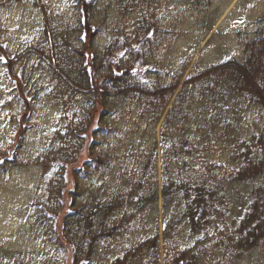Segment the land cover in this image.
Segmentation results:
<instances>
[{
	"label": "trees",
	"instance_id": "16d2710c",
	"mask_svg": "<svg viewBox=\"0 0 264 264\" xmlns=\"http://www.w3.org/2000/svg\"><path fill=\"white\" fill-rule=\"evenodd\" d=\"M158 1L122 0L121 8L125 13L142 3L154 7ZM35 4L46 14V33L52 39L48 55L60 70L54 94L63 111L55 143L48 150V155L61 160L63 169L50 180L48 200L41 209L52 213L47 234L54 243L70 248L72 264H221V259L216 260L219 248L235 258L262 246L264 121L246 139L245 149L236 147V158L243 156V163L229 168L216 157L220 139L218 134L211 136L202 117L195 120L199 134L182 136L177 130H185L187 124L178 125L175 119L181 104L196 96L197 84L210 91L202 99L212 98L214 105H222L227 94H234L257 104L264 119V33L247 43L244 60L230 59L197 72L192 67L186 78L182 74L167 85L148 86L134 80L133 70L154 57L148 47L149 32L158 25L150 14L143 31L124 35L123 47L111 41L99 53L93 45L102 30L95 17V0H75L65 29L51 22L46 5L38 0ZM148 19L152 23L147 24ZM119 48L128 50L127 57H116ZM0 49L6 50L1 24ZM8 68L15 74L12 59ZM26 103L28 108L34 106L29 100ZM218 116L209 127L217 126ZM163 117L159 144L150 129ZM23 162L14 155L0 161V168ZM69 168L72 185L66 176ZM99 171L105 177L97 184ZM257 177L262 179L252 191L248 210L239 225L228 230L229 185ZM161 196L166 218L163 250L158 224L142 233L138 227L139 220L157 209ZM67 200L70 210L64 211ZM185 231L209 232L207 240L216 243L212 248L198 242L183 245ZM215 231L217 237L211 234Z\"/></svg>",
	"mask_w": 264,
	"mask_h": 264
},
{
	"label": "rangeland",
	"instance_id": "374dc122",
	"mask_svg": "<svg viewBox=\"0 0 264 264\" xmlns=\"http://www.w3.org/2000/svg\"><path fill=\"white\" fill-rule=\"evenodd\" d=\"M38 1L46 5L54 25L68 27L76 8L75 0ZM121 1L95 0V17L102 30L94 39V49L102 53L111 41H118V46L123 47L124 35L134 36L143 31L150 14L158 25L149 32L152 43L148 47L153 49L154 57L133 70L134 80L143 85H167L182 74L186 78L193 71L192 67L197 72L230 59L244 60L248 56L247 43L264 33V0H159L154 7L142 3L125 13ZM149 8L152 10L147 13ZM45 18L43 8L36 5L35 0H0V24L6 48L5 51L0 49V161L14 155L24 160L20 165L0 168V264H72L70 248L54 243L47 234L54 220L52 213L41 209L48 200L50 180L63 169L57 156L48 155L55 143L63 111L54 94L60 70L54 67L48 55L52 39L47 36ZM148 23L152 20L148 19ZM71 38L69 36V40ZM127 52L119 48L115 51L116 57H127ZM10 59L16 75L8 68ZM193 90L196 96L181 104L178 119H175L178 125L187 124L185 130L178 128V136L199 134L195 120L202 117L211 136L218 134L220 139L216 157L229 168L242 164L243 156L236 158L235 149L238 145L240 150L245 149L246 139L263 126L262 110L257 104L234 94H227L222 105H214L212 98L202 99L210 93L207 86L197 84ZM27 100L34 105L32 108H28ZM74 106L78 109L79 101ZM215 115H219V122L209 127ZM163 119L150 129L159 144ZM112 175V172L108 175L111 180ZM66 176L72 185L70 168ZM159 176L161 179V173ZM104 177V171H99L95 182L100 183ZM261 179L229 185L225 223L228 230L239 225L249 208L252 191ZM69 205L70 200H67L64 211L70 210ZM47 214L49 217L45 220ZM157 224L163 250L166 218L162 197L157 209L138 221L139 232ZM213 231L212 228L210 232ZM208 234L191 235L185 231L181 242L183 245L198 242L212 248L216 242L207 240ZM211 234L217 237L218 232ZM224 251L218 249L216 260L221 259V264H264V244L235 258Z\"/></svg>",
	"mask_w": 264,
	"mask_h": 264
}]
</instances>
